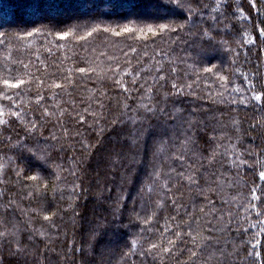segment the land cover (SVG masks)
Listing matches in <instances>:
<instances>
[{
	"label": "trees",
	"instance_id": "1",
	"mask_svg": "<svg viewBox=\"0 0 264 264\" xmlns=\"http://www.w3.org/2000/svg\"><path fill=\"white\" fill-rule=\"evenodd\" d=\"M0 264H264V0H0Z\"/></svg>",
	"mask_w": 264,
	"mask_h": 264
},
{
	"label": "rangeland",
	"instance_id": "2",
	"mask_svg": "<svg viewBox=\"0 0 264 264\" xmlns=\"http://www.w3.org/2000/svg\"><path fill=\"white\" fill-rule=\"evenodd\" d=\"M112 244H113V245H112V249H113V248H116V247L118 246L119 242H118V241H117V242L115 241V242L112 243ZM111 253H113V252H111Z\"/></svg>",
	"mask_w": 264,
	"mask_h": 264
}]
</instances>
